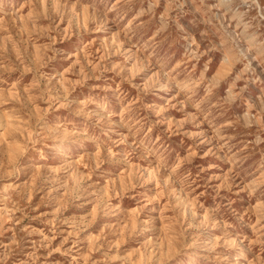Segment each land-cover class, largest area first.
<instances>
[{
  "label": "rangeland",
  "instance_id": "374dc122",
  "mask_svg": "<svg viewBox=\"0 0 264 264\" xmlns=\"http://www.w3.org/2000/svg\"><path fill=\"white\" fill-rule=\"evenodd\" d=\"M0 264H264V0H0Z\"/></svg>",
  "mask_w": 264,
  "mask_h": 264
},
{
  "label": "bare ground",
  "instance_id": "6f19581e",
  "mask_svg": "<svg viewBox=\"0 0 264 264\" xmlns=\"http://www.w3.org/2000/svg\"><path fill=\"white\" fill-rule=\"evenodd\" d=\"M37 162V161H36Z\"/></svg>",
  "mask_w": 264,
  "mask_h": 264
}]
</instances>
